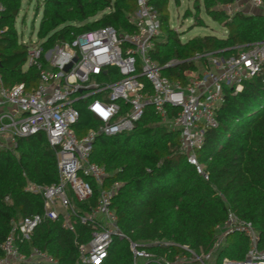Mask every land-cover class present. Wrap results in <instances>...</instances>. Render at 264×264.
I'll return each instance as SVG.
<instances>
[{
  "label": "trees",
  "instance_id": "obj_1",
  "mask_svg": "<svg viewBox=\"0 0 264 264\" xmlns=\"http://www.w3.org/2000/svg\"><path fill=\"white\" fill-rule=\"evenodd\" d=\"M203 1L207 15L228 28L225 38L208 35L182 43L170 28V0H151L165 35L156 42L152 58L162 67L176 63L163 71L170 80L186 84V73L200 68L199 56L227 58L264 38L263 15L238 12L230 18L224 7L236 0ZM0 2L5 7L0 14L2 81L7 87L24 84L27 91H33L39 84V72L36 67L25 70L28 50L17 30L23 0ZM137 9V0H42L37 4L36 15L42 13L38 36L51 49L108 26L132 33L135 28L130 18ZM78 107L81 118L76 129L83 135L96 124L82 104ZM217 120L219 126L206 132L197 153L209 181L181 152L180 131L163 124L152 107L133 132L102 136L95 143L92 161L107 170L106 186L121 184L112 204L119 228L157 256L159 261L148 264H163V257L174 262L175 256L185 253L182 246L207 253L214 244L216 227L226 219L227 206L255 226L264 249V74L245 81L238 94L226 88ZM57 182L56 150L44 133L19 139L15 150L0 148V257L13 223L44 213L42 196L28 191L29 184L43 187ZM90 203L94 205L95 200ZM78 206L86 210L90 205ZM90 237L89 226L78 223L72 231L62 221L44 220L22 249H40L59 264H82L77 243H87ZM247 250L248 240L232 235L216 264L226 257L242 260ZM104 264H134L129 242L116 237Z\"/></svg>",
  "mask_w": 264,
  "mask_h": 264
},
{
  "label": "built area",
  "instance_id": "obj_2",
  "mask_svg": "<svg viewBox=\"0 0 264 264\" xmlns=\"http://www.w3.org/2000/svg\"><path fill=\"white\" fill-rule=\"evenodd\" d=\"M137 4L130 18L135 28L132 33H120L108 26L85 32L72 42L57 43L51 49L43 41H23L28 50L25 68L36 67L39 72V84L33 91H27L24 84L7 87L0 75V148L15 150L19 139L44 133L56 150L58 167L57 183L43 187L29 184L28 191L42 196L44 213L13 223L1 246L0 264H59L40 249H22L44 220L62 221L63 227L72 231L78 223L91 228L90 240L77 243L82 264H104L116 237L129 242L134 264L159 261L154 253L122 233L112 207L121 184L106 186L107 170L92 161L100 137L133 132L149 107L163 124L180 131L181 152L209 181L197 153L204 145L206 132L219 126L217 111L224 102V90L230 88L238 94L245 81L264 74V38L227 58L199 56V70L187 72L188 82L183 84L163 75L164 69L175 62L162 67L152 58L161 34L158 11L151 0H137ZM224 8L230 18L247 10L264 16L263 0H236ZM4 10L0 2V14ZM92 77L112 83H93ZM81 104L96 124L83 135L76 129ZM93 199L95 204L91 205ZM79 203L90 206L82 210ZM215 230L214 244L207 253L198 254L182 246L185 253L175 256L174 262L167 257L160 261L216 264L228 238L237 234L248 240L245 258L226 257L221 264H264L259 231L229 206L225 221Z\"/></svg>",
  "mask_w": 264,
  "mask_h": 264
},
{
  "label": "rangeland",
  "instance_id": "obj_3",
  "mask_svg": "<svg viewBox=\"0 0 264 264\" xmlns=\"http://www.w3.org/2000/svg\"><path fill=\"white\" fill-rule=\"evenodd\" d=\"M42 0H23L22 11L17 21V30L21 36V41L25 43L38 42L42 40L38 36L42 13L38 16L37 4ZM227 11V8H225ZM170 28L176 32L182 43H186L197 37L215 35L219 38H225L229 30L224 26V22H217L207 15L203 0H170ZM247 15H260L256 10H247ZM100 17V15L98 16ZM165 39L161 31L156 41ZM93 83H112L109 79L99 80L92 77ZM152 246L153 243L148 244ZM230 258V257H228Z\"/></svg>",
  "mask_w": 264,
  "mask_h": 264
},
{
  "label": "water",
  "instance_id": "obj_4",
  "mask_svg": "<svg viewBox=\"0 0 264 264\" xmlns=\"http://www.w3.org/2000/svg\"><path fill=\"white\" fill-rule=\"evenodd\" d=\"M75 61H77V59H75ZM0 66H1V63H0ZM70 69V67H68L66 70H69Z\"/></svg>",
  "mask_w": 264,
  "mask_h": 264
},
{
  "label": "crops",
  "instance_id": "obj_5",
  "mask_svg": "<svg viewBox=\"0 0 264 264\" xmlns=\"http://www.w3.org/2000/svg\"><path fill=\"white\" fill-rule=\"evenodd\" d=\"M227 36V35H226ZM25 70H27V68H25Z\"/></svg>",
  "mask_w": 264,
  "mask_h": 264
}]
</instances>
